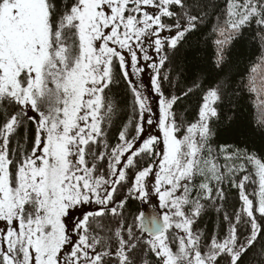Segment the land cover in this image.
<instances>
[{
  "label": "snow or ice",
  "instance_id": "obj_1",
  "mask_svg": "<svg viewBox=\"0 0 264 264\" xmlns=\"http://www.w3.org/2000/svg\"><path fill=\"white\" fill-rule=\"evenodd\" d=\"M209 7L0 0V264H243L258 243L264 256V156L214 142L230 77L175 70ZM211 7L216 69L245 33L259 47L241 85L264 129V0Z\"/></svg>",
  "mask_w": 264,
  "mask_h": 264
},
{
  "label": "trees",
  "instance_id": "obj_2",
  "mask_svg": "<svg viewBox=\"0 0 264 264\" xmlns=\"http://www.w3.org/2000/svg\"><path fill=\"white\" fill-rule=\"evenodd\" d=\"M208 3L207 11L210 19L199 31L188 37L187 41L173 54L175 70L183 71V82H188L193 76H200L211 83L215 80L230 77L231 84L221 106V118L215 122V138L217 144H232L236 147L247 148L264 156V129L255 124V108L253 97L242 87L241 80L246 76L251 63L259 55V47L251 41L250 34L235 41L228 52L227 62L221 69H216L214 60V47L209 35L215 17L211 16L215 5V12L220 13L225 0H200ZM112 98L118 106V112L114 118L117 122H126L130 115L131 96L122 84H117L112 92ZM197 97L186 100L180 105L181 111L191 106L189 118L194 113ZM115 131V130H114ZM230 203H235L236 192L230 190ZM131 211L138 212L142 207L137 201H130ZM217 218L213 212H209L203 218L202 224H206L211 230ZM261 244L242 256L243 264H264V256L260 254Z\"/></svg>",
  "mask_w": 264,
  "mask_h": 264
},
{
  "label": "rangeland",
  "instance_id": "obj_3",
  "mask_svg": "<svg viewBox=\"0 0 264 264\" xmlns=\"http://www.w3.org/2000/svg\"><path fill=\"white\" fill-rule=\"evenodd\" d=\"M149 76H150V72H149V73H146V74L144 75V78H143V79H144L145 82L148 81ZM152 203H156L155 199L153 200ZM145 208L148 209V210H150V205H149V206H145Z\"/></svg>",
  "mask_w": 264,
  "mask_h": 264
}]
</instances>
